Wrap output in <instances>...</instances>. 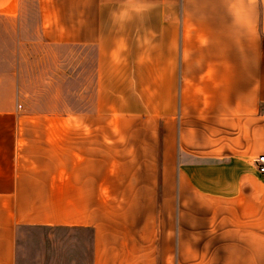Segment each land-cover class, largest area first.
Masks as SVG:
<instances>
[{
  "label": "crops",
  "instance_id": "0c3cea01",
  "mask_svg": "<svg viewBox=\"0 0 264 264\" xmlns=\"http://www.w3.org/2000/svg\"><path fill=\"white\" fill-rule=\"evenodd\" d=\"M26 1L0 0L13 64L92 46L93 88L0 72V264L23 227L88 233L89 264H264V0H32L23 40Z\"/></svg>",
  "mask_w": 264,
  "mask_h": 264
},
{
  "label": "rangeland",
  "instance_id": "374dc122",
  "mask_svg": "<svg viewBox=\"0 0 264 264\" xmlns=\"http://www.w3.org/2000/svg\"><path fill=\"white\" fill-rule=\"evenodd\" d=\"M26 11L21 18L22 28L18 32V36L23 40L34 39L36 37V14L34 2L27 0L25 2ZM7 31L0 30V38L8 37ZM14 46L0 45V72L5 69L15 67L19 68L23 74V80H26V69L32 71L29 74L31 80L38 81L37 74L44 72L45 68L50 67L52 62L61 58V72L60 77L52 81V85H57L59 90V101L64 106H82L85 93L93 88V74H94V51L91 47L74 48L69 52L68 49H60L58 56L57 51H51L48 57L44 58L43 50L38 44L32 46H21L19 51L22 53L20 61L15 64L13 60L12 51ZM24 54V55H23ZM58 56V57H57ZM45 62H44V59ZM22 63V64H21ZM68 71L72 72V78H68ZM37 75V76H36ZM28 76V77H29ZM68 80L70 82L68 83ZM75 85V90L80 89V93L73 97L71 93L67 94V88L72 89ZM69 90V91H70ZM32 95V94H31ZM33 97V95H32ZM29 97H24V100L29 101ZM67 111V109L65 108ZM89 243L88 233L82 231H75L68 228L59 227H23L20 228L17 234L16 242V264H89Z\"/></svg>",
  "mask_w": 264,
  "mask_h": 264
},
{
  "label": "built area",
  "instance_id": "2783aa9c",
  "mask_svg": "<svg viewBox=\"0 0 264 264\" xmlns=\"http://www.w3.org/2000/svg\"><path fill=\"white\" fill-rule=\"evenodd\" d=\"M254 162L256 164L257 171L260 174H264V154L257 156Z\"/></svg>",
  "mask_w": 264,
  "mask_h": 264
}]
</instances>
